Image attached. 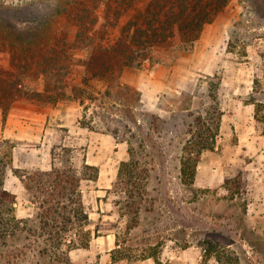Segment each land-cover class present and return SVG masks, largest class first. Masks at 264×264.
<instances>
[{
  "label": "rangeland",
  "instance_id": "1",
  "mask_svg": "<svg viewBox=\"0 0 264 264\" xmlns=\"http://www.w3.org/2000/svg\"><path fill=\"white\" fill-rule=\"evenodd\" d=\"M65 1L0 0V83L19 85L8 95L12 105L26 107L32 102L36 110L57 108L59 115H48L52 130L51 143L45 147L50 152L47 161L61 166L70 158L78 169L84 162L93 164L110 180L121 161L130 159L131 145L139 159L132 180L144 188L141 209L132 214L125 206V191L132 188L120 190L123 183L121 188L113 187L117 176L107 188L99 187L96 180H82L92 236L87 247L69 252L72 263L156 264L146 257L154 247L161 264H264V220L247 215L250 186L240 168L257 159L255 155L241 152L242 159L236 157L239 172L229 178V189L217 182L210 188L190 186L188 175L182 177L180 172L184 145L199 131L198 118L211 114L214 95L223 114L233 115L235 110L239 115H254L257 131L264 133V0H229L204 25L197 48L174 60L146 61L140 68L125 66L119 71L109 58L107 71L87 72L85 81L86 51L74 45L67 48L62 33L52 34L64 28V18L55 11ZM141 1L142 6L148 0ZM20 4L18 14L12 8ZM104 7L98 10L91 34L106 46L134 11L128 9L115 19ZM50 46L57 52V60L51 63L44 60ZM201 60L209 72L197 67ZM159 65L168 72L156 74ZM50 67L53 75L43 72ZM60 86H66L65 96L52 100L49 96ZM73 86L78 87L76 92ZM62 109L73 115H62ZM231 133L227 142L236 144L237 136ZM223 137L220 129L213 149L217 153L218 146L220 150L226 144ZM256 138L252 152H264V138ZM4 139L8 138L0 136V143ZM12 142L17 148H12V159L16 151L19 160L32 164L16 168L12 160L13 169H40L36 166L41 162L40 142ZM236 155L233 151L229 157ZM258 160L264 162V157ZM122 177L127 179L125 172ZM4 187L15 196L13 202L6 197L12 213L30 217L35 204L12 169H6ZM6 212L7 206L0 202V213ZM18 243L0 240V264H35L31 255L23 260L12 257ZM115 248L119 251L113 252Z\"/></svg>",
  "mask_w": 264,
  "mask_h": 264
},
{
  "label": "trees",
  "instance_id": "2",
  "mask_svg": "<svg viewBox=\"0 0 264 264\" xmlns=\"http://www.w3.org/2000/svg\"><path fill=\"white\" fill-rule=\"evenodd\" d=\"M228 1L148 0L141 6V0H66L55 11L56 15L64 18V28L52 34H63V46L70 48L69 46L74 45L86 51L82 76L85 81L87 72L96 75L107 71L110 68V62L107 60L109 58L114 60V65L117 64L119 71H122L125 66L140 68L146 61L165 62L167 58L174 60L180 53L192 51L204 25L212 22ZM101 5L112 11L115 19H119L128 9L134 11L124 24L120 25V31L113 42L106 46L99 41L95 42L91 34V29L98 21ZM20 7L21 4L15 5L12 10L19 14ZM19 36L20 33L14 37ZM51 45L53 46L54 42H51ZM52 46L48 47V57H44L49 63L57 60V52ZM99 51L103 53L100 54ZM52 68H45L43 72L47 74L50 71L53 75ZM16 85L17 83L14 86V83L8 81L0 83L2 121H5L12 105L8 95L13 94L11 90ZM65 87L60 86L58 91H54V94L52 91L49 97L54 100L55 96H65ZM18 88L19 85L15 90H19ZM77 89L78 87L73 86L72 91L76 92ZM213 102L211 114L206 115L204 119L198 118L199 131L192 134L184 145L185 155L181 158L180 172L182 177L188 175L190 186L194 183L202 152L215 148L216 136L220 131L223 112L215 95ZM2 143L0 145H4V149L0 157V202L7 206V212L6 215L0 213V240L3 244L7 241L17 244V240L20 241L11 253L16 260L28 259L31 255L35 258V264H73L69 252L74 248L87 247L92 236V230L88 227L90 218L83 202L81 182L84 179L97 180L98 167L84 162L78 169L71 159L67 158L62 161L61 166L53 163L47 170L13 169L14 142L4 139ZM138 146L141 148L143 143L140 142ZM128 153L130 159L121 161L113 187L121 188L123 183L120 190L128 189L129 186L132 188L125 191L126 212L137 214L141 209L140 201L144 188L132 180L139 159L135 158L136 151L131 145L128 147ZM7 168L12 169L19 177L29 193L30 201L35 204L34 213L30 217L18 218L12 213V205L6 197L9 196L13 202L15 196L4 187ZM124 172L126 180L122 177ZM227 182L229 179L225 180L223 187L229 189ZM152 249L146 257H152L156 264H161L156 249ZM114 251L119 249L115 248Z\"/></svg>",
  "mask_w": 264,
  "mask_h": 264
},
{
  "label": "crops",
  "instance_id": "3",
  "mask_svg": "<svg viewBox=\"0 0 264 264\" xmlns=\"http://www.w3.org/2000/svg\"><path fill=\"white\" fill-rule=\"evenodd\" d=\"M202 61L203 60L198 62L200 66L197 65V67H201L203 71L209 72ZM159 72L166 73L168 71L162 65H159L155 73L157 74ZM163 78L162 80L165 82L166 78ZM223 84L224 83H222L221 88L225 90ZM234 112L233 115L223 114L220 129L221 133L224 134L223 140L226 144L224 147H221L220 150L218 146V153L215 150H205L202 152L197 164L193 184L198 188H210L214 186L216 182L218 185L221 183L224 184L226 179L235 176L236 172H239V165L236 163V157L242 159L241 152L248 156L252 154L255 155L257 159L246 161L244 165H240V168L243 171L244 180H246L250 186L246 207L247 215L250 218H260L264 220V162L258 160L259 157H264V152L263 150H260V152L255 151V153L252 152L253 141L257 139V136L264 138V133L261 130L257 131L254 115H239L238 111L234 110ZM48 115H59L57 108L41 111L34 109L32 102L27 104L26 107L13 104L3 123L2 110L0 109V136L11 139L12 141H17L18 144L20 143L21 145H33L35 142H40L41 147H38V149L41 150V153L37 155V158H41V162H37L36 166L43 170L49 169L52 165L50 161H47L49 160L50 152L45 148L51 143V139L48 135L52 128L50 127ZM62 115H73V113L69 111L64 112L62 109ZM62 126H66V124L62 123ZM231 130L237 136L236 144L227 142L230 134H232ZM14 148L17 150L16 146H14ZM215 148H217V146ZM233 151L238 152V155L231 159L229 154ZM215 155L218 156L217 160H214L216 157ZM13 166L16 168H29L32 164L19 160V158H17V152L14 151ZM117 173L118 169L111 175L109 180V178L107 179L108 174H105L102 169L98 170V177L96 180L98 186H105L106 188L110 186L117 176ZM105 182L107 183L105 184Z\"/></svg>",
  "mask_w": 264,
  "mask_h": 264
}]
</instances>
